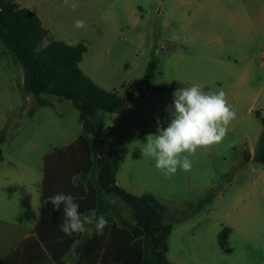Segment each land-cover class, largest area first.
<instances>
[{"label":"rangeland","instance_id":"1","mask_svg":"<svg viewBox=\"0 0 264 264\" xmlns=\"http://www.w3.org/2000/svg\"><path fill=\"white\" fill-rule=\"evenodd\" d=\"M15 2L36 12L49 30L40 49L53 39L70 45L84 42L88 52L80 66L86 75L124 98L136 93L121 111L101 116L119 156V186L138 196L157 195L171 212L164 218L173 224L168 259L174 264H264V166L245 164L244 159L256 148L263 128L258 116L264 117V51H255L254 64L246 69L227 59L225 41L197 37L205 35L204 3L76 0L79 6L73 9L72 0ZM230 15L219 17L231 21ZM76 20L86 26L75 28ZM154 53L159 70L153 85L199 84L206 92L223 90L237 113L222 143L198 150L190 157L191 171L178 169L170 179L141 152L146 136L157 133V119L160 128L170 123L167 109L174 110L173 93L178 91L146 89L145 72ZM2 132L0 182L7 177L13 183L20 176L27 178L22 183L33 182V189H39L44 156L69 145L84 130L71 101L25 90L22 67L0 41ZM102 198L134 219L131 207L116 196L103 193ZM19 234L3 243L12 246ZM68 259L86 262L81 252Z\"/></svg>","mask_w":264,"mask_h":264},{"label":"trees","instance_id":"2","mask_svg":"<svg viewBox=\"0 0 264 264\" xmlns=\"http://www.w3.org/2000/svg\"><path fill=\"white\" fill-rule=\"evenodd\" d=\"M48 35V29L31 9L20 7L15 0H0V41L22 67L25 90L71 101L80 112L84 130L74 143L44 158L41 221L35 231L39 247L41 244L45 248L54 264L74 247L75 252H81L86 258L84 264H174L167 256L173 232V224L164 221L171 214L168 206L157 195H134L117 184L119 156L104 130L101 113L121 111L136 93L124 98L117 90H107L88 77L80 67L88 52L84 42L70 45L53 39L40 49ZM158 70L159 59L154 53L145 72L146 89L166 92L184 88L182 84L153 85ZM41 105L46 104L41 102ZM258 117L263 127L260 139L254 154L247 151L244 159L245 164L253 162L264 166V117ZM4 140L2 132L0 145ZM3 160L0 149V162ZM57 193L71 195L82 217L92 209L97 216L103 215L108 220L103 234L96 235L93 231L89 237L87 231L71 236L61 232L63 205L54 210L50 203H45ZM103 193L128 204L134 219L124 217L116 206L105 204ZM22 249L14 252L9 260L29 255L27 242Z\"/></svg>","mask_w":264,"mask_h":264},{"label":"crops","instance_id":"3","mask_svg":"<svg viewBox=\"0 0 264 264\" xmlns=\"http://www.w3.org/2000/svg\"><path fill=\"white\" fill-rule=\"evenodd\" d=\"M158 1L161 3H204L205 35L198 34L196 36L205 40L219 39L225 41L224 50L227 52L226 55L230 57L227 59H233L239 62L241 66L246 69L254 64V58L256 57L255 51H264V0ZM234 6L236 7L235 10L233 9ZM226 13H231V21L219 17V15ZM208 24L214 26V33L211 26L208 27ZM260 43H262V46ZM79 137L80 136L69 145L74 143ZM254 151L252 152L251 148L248 150L252 155ZM48 154H46L44 158ZM25 179L27 180V178L19 176L14 178L12 183L11 179L6 177L3 182H0V231L4 233L1 234L0 232V264H54L51 256L45 251V248L41 244L39 247V240L35 234L36 228L41 221L42 183L39 189H33V182L22 183V180ZM76 182L78 183L79 181ZM116 182L119 185L118 175L116 177ZM16 189L17 191H15ZM5 231L10 232V234H5ZM16 233L22 234L17 235V241L12 246H10L8 242L6 244L3 243V239L9 240L16 235ZM26 242L27 247L29 246V255H21L15 260H9L14 252L18 250L23 251L22 245ZM75 249L76 247L55 264H73L69 262V256L73 254L80 256V253L75 252ZM41 250L44 251V257L42 256Z\"/></svg>","mask_w":264,"mask_h":264},{"label":"clouds","instance_id":"4","mask_svg":"<svg viewBox=\"0 0 264 264\" xmlns=\"http://www.w3.org/2000/svg\"><path fill=\"white\" fill-rule=\"evenodd\" d=\"M65 4L69 0H64ZM73 9L79 5L72 0ZM84 20H76L74 27L84 28ZM175 39V37H172ZM174 110L167 109L171 117L166 128H160L156 134H148L146 143L141 149L142 157L152 159L155 167L165 178L174 176L178 169L190 172L192 161L198 150L209 151L219 145L226 138L231 123L237 118V113L229 104L227 95L223 90L206 92L199 84L181 88L173 93ZM45 203H50L54 210L61 209L63 205L64 220L59 225V230L65 235L87 231L89 237L93 231L102 235L108 220L97 216L96 210H90L88 215L81 216L79 205L74 202L71 195L57 193L47 198ZM88 225H94L89 228Z\"/></svg>","mask_w":264,"mask_h":264},{"label":"water","instance_id":"5","mask_svg":"<svg viewBox=\"0 0 264 264\" xmlns=\"http://www.w3.org/2000/svg\"><path fill=\"white\" fill-rule=\"evenodd\" d=\"M88 227H89V228H92V227H94V225H88Z\"/></svg>","mask_w":264,"mask_h":264}]
</instances>
